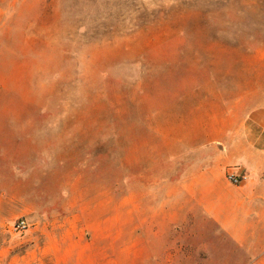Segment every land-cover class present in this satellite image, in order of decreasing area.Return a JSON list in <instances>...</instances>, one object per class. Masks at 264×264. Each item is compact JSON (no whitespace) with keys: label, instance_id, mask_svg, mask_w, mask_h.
<instances>
[{"label":"rangeland","instance_id":"1","mask_svg":"<svg viewBox=\"0 0 264 264\" xmlns=\"http://www.w3.org/2000/svg\"><path fill=\"white\" fill-rule=\"evenodd\" d=\"M262 104L264 0H0V264H264L186 191Z\"/></svg>","mask_w":264,"mask_h":264},{"label":"crops","instance_id":"2","mask_svg":"<svg viewBox=\"0 0 264 264\" xmlns=\"http://www.w3.org/2000/svg\"><path fill=\"white\" fill-rule=\"evenodd\" d=\"M213 145L219 164L198 169L186 191L238 246L258 253L264 246V104L245 115L228 144ZM229 174L244 180L233 185Z\"/></svg>","mask_w":264,"mask_h":264},{"label":"built area","instance_id":"3","mask_svg":"<svg viewBox=\"0 0 264 264\" xmlns=\"http://www.w3.org/2000/svg\"><path fill=\"white\" fill-rule=\"evenodd\" d=\"M227 181L233 185H239L243 180L244 177L243 176H235L233 174H229L226 177ZM25 224L23 222H19L16 226L15 229L17 231H23L25 229Z\"/></svg>","mask_w":264,"mask_h":264}]
</instances>
